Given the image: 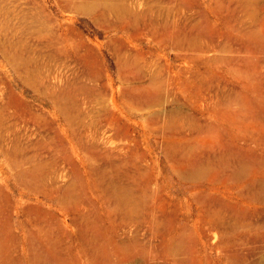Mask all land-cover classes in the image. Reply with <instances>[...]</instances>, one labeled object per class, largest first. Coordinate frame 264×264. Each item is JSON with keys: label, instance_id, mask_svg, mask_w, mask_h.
Wrapping results in <instances>:
<instances>
[{"label": "bare ground", "instance_id": "bare-ground-1", "mask_svg": "<svg viewBox=\"0 0 264 264\" xmlns=\"http://www.w3.org/2000/svg\"><path fill=\"white\" fill-rule=\"evenodd\" d=\"M55 2L63 11L88 14L90 19L87 20L93 26L126 32L129 39L118 37L125 43L123 52H128L127 49L131 47H128V42L135 41L145 33L148 23L142 19L146 11L159 9L165 3L170 5L172 19L164 21L161 27L153 24L151 34L161 45H174L183 49V52L185 49H192L194 52L184 53L185 56L199 64H206L205 72H201L199 68L195 71V77L184 85L197 96L203 89H215L218 73L212 69V65L219 58L205 59V56L213 44H220V37H225L229 43L241 41V48L246 51L251 47L254 50L264 49V0ZM19 3L21 19L18 20L21 22L13 24L8 20L10 5L5 0H0V53L24 86L51 100L52 109H35L30 100L16 91L10 82L6 86L0 85V155L4 157L0 164V264H126L135 254L134 248L121 242L120 237L118 239V228L123 222L145 217L142 203L134 196L135 191L139 185L142 187L144 184L147 188L156 180L154 174L145 168L143 158L139 155L138 138L134 133L137 122L130 119L128 111L135 110L132 104L150 108L160 102L162 95L166 93H163L165 81H162L159 73H150L148 81L144 79L148 72L142 63V54L138 56L136 53L133 58L127 54L124 57L119 55L121 98L129 108L122 106L116 100L117 89L111 82L97 83L110 75L97 63L95 44L76 25V16L71 14L67 20L56 19L46 0H23ZM143 5L147 10L136 8ZM193 5L201 7L203 15L205 13L214 17L208 23L212 32L200 33L196 23L192 24L190 31L180 26L177 16ZM162 12L165 13H160ZM245 17L251 19L249 24L236 30L234 21H244ZM13 29H20L25 35L20 39L8 37L7 32ZM206 31L204 28V32ZM31 38L34 40L33 45L43 48L47 63L55 60L60 64L59 70L50 69L46 73L47 78L41 77L37 69L30 66L33 58L26 52L30 53L33 46ZM205 42L213 44L208 47ZM263 57L257 53L254 56L253 53L251 57L245 56L243 63L225 58L229 63L225 75H231L241 84V88L239 85V89L233 90L230 95H224L227 102H222L219 106L216 103L214 108L216 113L219 112L222 122L228 125H209L205 137L188 135L186 123H178L175 118L179 114L171 113L172 117L165 120L162 126L166 156L171 160L172 171L181 179L198 181L206 177L213 183L238 186V201L230 200V203L224 202L209 209L200 207L193 227L189 225L191 211L187 208V220L181 226L173 224L165 233L170 240V247L173 240L180 236L192 238L197 232L206 236L212 233L215 238L213 243L204 241V256L210 260L215 252L216 264H264V156H260L258 150L249 143L254 140L264 144ZM0 82L4 83L5 80L0 78ZM63 82L64 85L60 86ZM109 88L112 92H109ZM81 93H84V98L91 100L106 98L107 103L111 100L113 108L106 104L104 109L93 112L96 118L92 127L97 122L100 127L106 125L113 132L110 135L113 142L119 140L125 143L118 147V151L112 148L103 150L99 142L101 134L96 133L91 139L85 135V130L91 124L81 119ZM254 94L257 97L253 98ZM14 107L17 110H29L34 118L44 120L52 126L57 121L55 135L48 134L44 140L29 144H25L20 137L22 134L17 132L15 137L10 138L5 131H19L17 126L24 123L20 116L14 118L18 116L13 114H17V111H10ZM153 111L148 112V118L152 121L157 116ZM37 127L40 128V125ZM96 129V132H101L99 128ZM194 129L196 133L201 132L200 127ZM243 139L246 141L242 142ZM80 149L84 153L83 157L78 153ZM101 159H104L103 163H100ZM67 176L70 179L63 184ZM80 187L86 189L85 192L91 190L98 193L96 198L102 206V214L93 217L88 209L82 207L83 202L91 204V199L81 195ZM193 194L200 203L206 200L196 192ZM213 202L216 203V200L213 199ZM151 210L153 218L157 217V208L154 206ZM156 232L159 233V230ZM165 247L166 244L163 248ZM82 258H85V262Z\"/></svg>", "mask_w": 264, "mask_h": 264}, {"label": "rangeland", "instance_id": "rangeland-1", "mask_svg": "<svg viewBox=\"0 0 264 264\" xmlns=\"http://www.w3.org/2000/svg\"><path fill=\"white\" fill-rule=\"evenodd\" d=\"M19 1H23V0H5L6 4L10 5V9H11V12H9L8 14L9 15L8 20L13 24L15 23L18 24L21 22L20 20H18V19H21L19 17L21 14V12H19L21 8ZM46 2L50 5V11L55 16L56 19L67 20L71 14H74V13L63 11L61 8H59L55 0H46ZM169 7L170 5H167L166 3L156 10L155 9L147 10L145 9L146 8L145 5L136 7L137 9L142 10V11L147 10L146 15L144 16L142 20L146 24L147 23L148 24L144 30L145 33L141 35L140 38H137L135 41L128 42L129 45L126 44L128 45V47L131 46L129 49H127L128 52H125V51L123 52V46H125V43H122L118 38V37H124L125 39H129V35L126 32L122 30L108 28V27L98 28L96 26H93L91 21L89 22L87 20V19H90L89 18L90 16L88 14L75 13L74 15L77 18L76 25L82 30L84 35H86L91 40V42L95 44L97 55H98L97 63L103 68V71L105 73H108V75H110L108 77H103L102 79L98 80L99 82L97 81V83L105 84V82H109V83L111 82L114 85V87L117 89L116 100L118 101L119 104H121L122 106L123 105L126 106L124 101L121 98L122 94L120 92V87L122 86V82L120 80L119 73H118L119 72V68H118V56L119 55L121 57L122 56L124 57L127 54L129 55L128 57L133 58L136 56V53L138 54V56L139 54H142L141 59L144 60L142 61V63L146 67V72H148L147 73L148 75L145 74L144 79L145 80L147 79L146 81H148L150 73H159V75L161 74L160 76H161L162 81H165L163 82V85L166 84V86H164L165 88L163 91V93L165 92L166 93L162 95L160 102L156 103L150 108L148 107L141 108V106L138 107L132 104V107L135 110L128 111V116L130 117V119L137 122L135 126L136 132L134 131V133L137 135V138H138L139 155L141 159L143 158V163H144L145 168H147L154 174L156 180L155 182H152L150 185H148L147 188L144 187V184L142 186L143 188L141 187V185H139L138 189L135 191L134 196L136 199L140 200V202L142 203V208L145 210V214H144L145 217L141 216L139 220L136 218V219L130 220L131 222L126 221L125 223L121 221L123 222V225H121L118 228L119 235H120L118 236V239L120 237L121 242L124 241L126 244H129L130 246L134 248L133 252L135 254L132 256V258L128 262H126V264H216L215 263V260H216L215 252H213V256L211 257L210 260H207L206 257L204 256V241L208 240L209 243L212 244L213 243L212 240L215 239L213 238L214 236L212 235V233L206 236L204 233L199 234L197 232L192 238H189L188 236H180V238H177V240L176 239L173 240L172 247H170V245L168 244L170 240L166 234L170 230V226L172 227L173 224L174 226L175 225L181 226V223L187 220V208H190V211H191L190 216H189L191 223H189V225L190 227H193L195 220L198 217L200 207H205L209 209L215 206H219L224 202L230 203L229 202L230 200L238 201L239 200L238 193H237L238 186H235L231 183L229 184L213 183L207 180L206 177H203L202 179H199L198 181H192V180L187 181V180L181 179L174 171H172L171 160H169V158L166 156L165 147H164L166 146V141L162 134V129H163L162 126L165 124L164 123L165 120L171 118L174 113L182 115V116H179V115L176 116L175 119H178L177 120L178 123L179 122L186 123L185 125L187 126H185V130H186V133L188 131V135L190 134L194 136L198 134L201 137H205L208 133V132L206 133V130L209 125H213L216 127L220 125L221 126L228 125L227 123L225 124L224 121L222 122V120L220 119L218 115L219 112L216 113L217 111L214 110L217 104H218L217 106H219L221 105L222 102L223 104L227 102V100L223 98L224 95L225 96L230 95L231 93H233V90L239 89V85L241 88V84H238L231 75L227 73L225 75V72L227 70L226 67L228 68L229 66L228 60L233 59V60H236L237 62L243 63V58L245 56L251 57L253 53H254V56H256V53L260 57L261 55L264 56L263 54L264 49L254 50V48L251 47L249 51H246L245 49L241 48V44L243 45L241 41L240 43H229L225 37L219 38V42H220L219 45L217 44L215 45L212 42H205V44L208 47L211 46V44H213L210 50L206 53L205 59H207V57H211V58L217 57L220 60V61L217 60L212 65L213 67L212 69L214 71L216 70L215 71L216 74L218 73L216 75L217 79L215 80V85H214L215 89L213 90L203 89V92L202 90L200 92L201 94L199 93L198 96L194 95L193 92H191L189 89H186L184 87L185 82L190 81L193 77H195L196 75L195 71L199 70V68L202 70L201 72H205L207 69L206 64L205 63L199 64L197 61L191 60L185 56L184 53H189V51L194 52L192 49H185L183 52V49H178L174 45H170V44H167V46L161 45L158 43L155 36L153 37V35L151 34V30L153 29V24L161 27V24H163L164 21L172 19L173 15L171 13L172 12L170 9L171 7L170 8ZM200 8L201 7L198 8L196 5H193L190 9L185 10L186 12L184 11V13H182L181 15H178L179 18L177 16V19L180 20L179 21L180 26H182L184 30H186L187 28V30L190 31L192 24L196 23L198 24L197 31H200V33L206 34V33L212 32L210 31L208 23H209V19L210 21L214 20V17L208 14L205 15V13L203 15ZM161 11H165V13L163 12L160 13ZM149 14H151V16H149ZM244 21H240L237 19L234 21L236 30L239 28H242V26L245 27L246 25H248L251 19L249 17H245ZM204 28H205V31L207 30L208 32L207 31L204 32ZM6 35L10 38L20 39L23 37V35H25V33L20 29H16V30L13 29L11 30V32H7ZM30 42H31V45H33L34 40L31 38ZM224 43H227V44H224ZM225 45L227 46L225 47ZM40 48L42 49V51ZM113 50L115 51V53ZM211 51L213 53H211ZM220 53L222 54L221 56H220ZM26 54H31L33 61L30 66L34 69H37L36 71H38L42 75L41 77L43 78H47L46 73H48L50 69L51 70L60 69V64L55 60L47 63L46 59L43 56L44 50L41 46H37L36 44L31 46L30 53L26 52ZM223 58L224 59L229 58V59L228 60L225 59L224 61ZM224 75L226 77H224ZM0 78H3V80H5L4 83L0 82L1 86L2 85L6 86L10 82V84L14 87L16 91L23 93L26 96V98L30 100V102L34 105L33 107L35 109H39V110L42 109L44 111H48L52 109V102L49 98L40 96L30 87L24 86L21 83V81L17 79L15 70L4 60V57L1 55V53H0ZM53 79L54 78H51V80ZM59 85L60 86L64 85V82L60 83ZM109 92H112L111 88H109ZM80 97H81V107L83 109V116L81 119L85 123L88 122L89 124H91V127L85 130L84 132L85 135H87V137L91 139L92 136L96 135V133L101 134L100 135L101 140L99 141L101 148L103 150L112 148L118 151L119 149L118 147L120 145H124L125 143L119 140L113 142L112 141L113 138H110V135L113 134V132L111 133V130H109L106 125H102L104 127H100V124L97 122L96 126L92 127V122L96 118L93 112L104 109L106 107V104L107 106L113 108V104L111 100H108L109 103H107L106 98H103L100 101L87 99V98H84V93H81ZM252 97L254 98L257 96H255L254 94L252 95ZM126 107L129 108V105L127 104ZM135 107H138V108L136 109ZM12 109L13 108H11L10 110L11 113L17 111L16 112L17 114L15 113L13 114L15 116L18 115L17 117H14V118L16 119L20 116V118H23L24 123L21 122L20 123L21 125L19 124L17 126L19 128V131H17L16 129L5 131V134L10 136V138L15 137V134L17 133L19 135L22 134L20 136L22 141L25 142V144L26 143L29 144V143H34L37 140L38 141L44 140L48 134L55 135L56 130L58 129L57 121L52 126V125L47 124L44 120L41 121L40 119L34 118L32 113L29 110H21V109L17 110V108L15 107L13 110ZM150 110L152 111L154 110L153 112L157 114V116L155 117L153 121L150 118H148V112ZM20 112L22 114H20ZM27 119H29V121ZM33 121H35V123H33ZM28 124L30 125L28 126ZM36 124L40 125V128H38L37 127L38 125L36 126ZM157 124H159V126ZM188 126H190V128ZM35 127L38 129H36ZM197 127H200L201 129L200 133H196L193 131V130H196L194 128H197ZM83 128H84V125L81 126V129ZM96 128H99L101 132L99 133L96 132L97 131ZM43 130L45 132H43ZM49 131H54V132H49ZM203 132L206 134L204 135ZM43 133H45V135ZM90 139H89V142L91 141ZM55 140L57 143H59V140L57 138ZM245 141L246 140L244 139L242 140V142H245ZM249 143L251 147L253 148L255 147L258 150L260 156L261 155L264 156V144H260L259 141H254V140H250ZM78 153L80 156L82 157L84 156L82 149L78 150ZM3 161H4V157L0 155V164H2ZM103 162H104V159H101L100 163H103ZM69 179L70 178H68L67 176L66 179L63 180V184L68 183ZM141 188L143 190H141ZM85 190L86 189L84 188L82 189V187L79 188V192L81 193V195L84 194V196H88L89 199H91V204H87L86 202H83L82 207H85L86 209H88V211L91 212L93 217H95L98 214L99 215L102 214L101 213L102 206L100 204V201H98V199L96 198V194L98 193H93L91 190H88V192L87 191L85 192ZM201 190L203 191V193ZM195 192L199 196H204L206 198V200L202 202L203 204L194 198L193 193ZM165 193H167L168 195H166ZM218 194L219 196H217ZM166 199H168L169 201H167ZM213 199L216 200V203L213 202ZM153 200H157V201H153ZM92 201L94 203H92ZM159 202L166 203V204H160ZM151 203L152 205H150ZM158 205H159V208H158ZM260 205L262 204L260 203ZM154 206L157 208V213H156L157 217L155 218H153V210H151V208ZM160 208H162V210ZM150 221L152 222L150 223ZM156 225L157 227H155ZM183 225L181 227L182 229H183ZM156 230H159V233L156 232ZM165 244H166V247H165L166 249L163 248ZM170 255H173L174 257ZM197 256L199 258H197ZM201 256H203L204 258L203 257L201 258ZM84 259L85 258H82V260L85 262Z\"/></svg>", "mask_w": 264, "mask_h": 264}]
</instances>
